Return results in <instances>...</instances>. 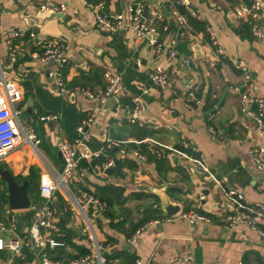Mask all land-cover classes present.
<instances>
[{
  "label": "crops",
  "instance_id": "0c3cea01",
  "mask_svg": "<svg viewBox=\"0 0 264 264\" xmlns=\"http://www.w3.org/2000/svg\"><path fill=\"white\" fill-rule=\"evenodd\" d=\"M43 1L65 3L66 18L48 20L42 27H30L23 14L25 11L26 15L34 14L40 9L38 3L0 0V83L13 80L22 90L23 100L17 104L23 108L21 120L24 113L29 118L36 112L59 115L56 122L38 121L34 125L39 145L54 146L58 162L48 157L52 151L48 147L38 148L39 155L29 144L20 145L0 162L7 165L19 182L29 180L30 168L38 167L39 176L35 178L41 192L44 161L58 171L60 142L64 138L74 139L79 119L88 117L98 107L75 88L102 92L106 71L121 75L122 88L118 103H110L104 110L102 107L96 115V123L90 128V147L102 149L113 139L124 142L127 150L124 158L119 157L115 148L113 156L108 152L115 160L111 175L106 171L100 175L95 169V165L101 166L106 161V156H101L103 160L95 165L93 161L83 160L82 170L69 185L70 195L55 193L53 203L59 210L57 235L65 245L46 247L49 257L61 260L93 253L88 238L91 222L97 241L105 247V256L113 264H136L137 259L143 264H168L172 257L186 254H192L196 264H243L244 258L249 264H259L257 255L264 261V237L257 230L244 223L226 227V216L233 207L220 185L183 156L177 155L176 163L173 155L166 156L170 148L188 144L203 157L223 186L242 191L249 203L264 204V173L255 168L249 153L251 147L264 145V134L258 132L253 118L243 111L240 94L235 89L243 83L241 65H245L252 74L250 95L264 96V6L261 18L254 20L249 14L236 13L237 6L249 5L252 0H186L198 16L191 17L188 27L181 32L163 14L168 9L163 0ZM98 1L103 4L101 9L96 8ZM133 2L147 6L148 17L160 10L165 19L158 25L170 26L168 33L159 34L166 43L160 53L154 52L148 38L137 37L130 28L110 33L98 26V10L127 15V7ZM208 27L213 29L221 53L212 43ZM14 29H35L43 39L65 43L67 95L58 93L55 79L49 75L55 63L49 67L28 54L20 56L16 63L9 60L4 36ZM170 35L178 38V56L174 59H169ZM186 59H190L189 66L185 65ZM159 64L167 67L170 77L164 89L150 85V71ZM191 89L199 102L188 107ZM135 96L139 97L143 126L127 121ZM134 150L142 156L135 155ZM120 161L125 163L118 170ZM1 191L9 196L0 178ZM89 192L107 204L105 211L98 204L86 201L85 194ZM29 194L31 206L42 201V197L31 194L30 187ZM166 202L179 205L180 211L169 217L163 209ZM31 206L16 210V234L28 229ZM8 208L9 203L0 204V215L5 217ZM192 209L209 216L211 222L189 224L181 214ZM61 214L70 219L69 224ZM70 224L78 226L81 235ZM140 224V227L148 225L142 229L138 242L132 244L129 239ZM16 234L8 230L0 232L7 239ZM32 249L25 248L22 257L16 260L42 264L37 251ZM9 258L8 250L0 251V264Z\"/></svg>",
  "mask_w": 264,
  "mask_h": 264
},
{
  "label": "built area",
  "instance_id": "2783aa9c",
  "mask_svg": "<svg viewBox=\"0 0 264 264\" xmlns=\"http://www.w3.org/2000/svg\"><path fill=\"white\" fill-rule=\"evenodd\" d=\"M30 1V0H22ZM40 5L41 9L52 8L57 11H65L66 4H53L44 2L43 0H32ZM171 12L178 27L186 29L191 17H197V12L189 5L186 0H163ZM101 2L96 4V8H102ZM264 0H252L250 5H240L236 7L238 16L249 14L254 20H258L262 16ZM183 7L184 11L180 9ZM164 15L160 10L154 12L152 17L144 16V6L139 2L130 3L127 7V15L123 12L119 13H103L98 10L96 14V22L100 28L110 33H118L125 28H130L139 38H148L149 42L156 54L160 53L165 47L164 39L159 38V34L168 33L170 26L164 23L159 26L158 23L164 20ZM208 33L211 35L212 43L217 46L216 50L221 53L223 50L218 45L214 31L208 27ZM4 40L8 48V57L12 63H16L20 56L28 54L32 58H38L43 63H48L51 60L55 61L54 68L49 75L55 79L58 93L62 96L68 94L69 90L66 85L64 69L68 65V57L65 53V43L59 40L43 39L38 30L30 29L21 31L14 29L5 34ZM178 44L177 36L171 35L168 41L169 59H174L178 56L176 46ZM35 47L36 50L31 48ZM185 65H190V59L185 60ZM243 72V83L235 87L239 92L243 104V111L250 115L258 132L264 134V96L250 95V82L252 74L249 68L241 65ZM106 81L105 88L102 92H95L83 87H76L87 98L97 104V108L84 118L77 126V135L74 139L69 140L64 138L58 150L64 160L63 171L54 170L47 161H44L45 172L41 177V197L42 201L39 204L32 205V215L29 220V226L22 234H16L17 214L16 210L8 208L6 216L0 215V232L10 231L16 234L11 238H4L0 235V251L8 250L11 253V258L6 260L4 264H29L28 261L22 259L17 261V257H22L23 250L30 248L37 251L42 264H113L105 256V247L102 246L94 234L92 223H89L88 238L91 241L93 253L85 254L77 258L70 259H52L45 252V248L51 249L63 247L65 241L58 237V216L59 210L53 203L54 195L57 191L64 192L70 195L69 185L76 176L77 172L82 170V161L87 160L92 162L94 159L106 156V161L101 165H95L96 171L103 175L107 168L115 166V160L109 157V150L117 148L119 157L124 158L127 155L124 142L120 140H109L106 146L99 150H93L90 147L92 134L90 128L96 123V115L100 112L105 103L113 96H118L122 88V77L119 74L106 71L104 73ZM151 86L155 88H166L170 83L168 69L164 64H159L153 67L150 71ZM149 89L145 90L148 93ZM23 100V92L16 81L3 80L0 83V160L8 154L16 150L22 144H29L34 149H38L40 139L38 138L34 125L36 121L43 123L56 122L59 120V115L55 113L38 114L35 113L26 123L20 119V114L23 108L17 107V104ZM134 107L127 121L132 124L143 126L145 122L140 118L139 112L141 109L139 97L132 98ZM199 99L194 89H191L187 97V106L192 107L194 103H198ZM166 156L179 155L183 156L188 162H192L196 167L208 174L221 190L224 191L227 201L232 205L233 210L226 216V227H232L237 223H244L251 228L257 230L264 237V204L249 203L245 200L242 191L234 188L223 186V183L216 178L211 172L207 163L201 155L188 144L183 148H170ZM135 155L142 156L134 150ZM249 153L252 158L253 165L256 169L264 173V145L259 144L250 148ZM88 201L96 203L102 211L107 209V204L101 202L92 192L86 193ZM172 217V216H169ZM181 217L189 224L194 225L197 222H211V218L195 209L183 212ZM155 223L160 220H155ZM148 224L138 228L130 237L129 241L135 244L139 240L140 233ZM136 264H143L140 259L136 260ZM168 264H196L192 254L184 256H174Z\"/></svg>",
  "mask_w": 264,
  "mask_h": 264
},
{
  "label": "water",
  "instance_id": "95a60500",
  "mask_svg": "<svg viewBox=\"0 0 264 264\" xmlns=\"http://www.w3.org/2000/svg\"><path fill=\"white\" fill-rule=\"evenodd\" d=\"M26 12V11H25ZM24 12V19L27 21L28 25L30 27H42L48 20L51 19H65V12L64 11H57L54 10L52 8L49 9H38L34 14H28L26 15V13ZM163 14L168 17L170 19L171 25L172 26H176L177 23L175 22L173 16L171 15V12L166 8L163 10ZM144 16L148 17V7L146 6L144 8ZM171 35L168 38V41L170 39ZM55 61L51 60L48 62V65L50 67V65L54 64ZM118 103V98L116 96L111 97L103 106V110L106 109L108 107V105L110 103ZM29 105L32 108V101L29 100ZM31 108L29 111H31ZM117 149V148H115ZM174 162H178V156L177 155H173L172 156ZM59 161H60V167L58 169L59 172L63 171V167H64V160L63 157L61 155V153H59ZM188 166H190L189 164H187ZM193 171H195V174L198 173V171H196L195 169L192 168ZM106 173L108 174H112V168H108L106 170ZM202 175V173H200ZM0 178L2 179V181L5 184L6 190L9 194L8 196V203H9V207L13 210H26L31 206V202H32V198L29 194V180L28 179H24L22 182H19L18 179L14 176V174L12 173V171L8 168H5L3 166V164H0ZM212 181V180H211ZM86 201H88V199H86ZM164 212L166 215L169 216H174L176 215L179 211H180V206L179 205H175L169 202H166L163 206ZM62 219L69 224L70 223V219L64 215L61 214ZM70 227L72 228V230H74L77 234L81 235V229L74 225V224H70ZM258 256V263L259 264H264L263 259L260 257V255ZM243 264H249L246 259H243Z\"/></svg>",
  "mask_w": 264,
  "mask_h": 264
},
{
  "label": "trees",
  "instance_id": "16d2710c",
  "mask_svg": "<svg viewBox=\"0 0 264 264\" xmlns=\"http://www.w3.org/2000/svg\"><path fill=\"white\" fill-rule=\"evenodd\" d=\"M98 2H99V1H98ZM98 2H97V3H98ZM250 4H251V3H250ZM250 4H249V5H250ZM180 9H181L182 11H184L183 7H180ZM31 49H32V50H36L35 47H32ZM40 113H41V112H40ZM40 113H39V114H40ZM41 114H43V113H41ZM86 117H87V116H86ZM86 117H83L81 120L79 119V123H80L84 118H86ZM78 125H79V124H78ZM76 134H77V132H76ZM142 151L146 152V148H142ZM109 153H110V156H113V155H114V151H113L112 149L109 150ZM168 153H169V151L166 152V154H168ZM103 158H104V157L99 158V159H94L93 162H92V165H95L98 161L103 160ZM124 163H125V162H123V161H120V162L118 163V165H117L118 170L123 166ZM83 164H84V163H83ZM30 170H31V172H30V175L28 176V178H29V182H30V192H31L32 195L37 194V195L41 198V196H40V188H39V184L37 183L36 178H35V175L39 176V169H38V167H36V166H32V167L30 168ZM118 173H119V172H118ZM37 200H39V199H36V201H37ZM7 203H8V195H7L6 192L1 191V192H0V204L3 206V205H6ZM144 223H145V222H144ZM144 223H142V224H144ZM142 224L137 225L134 231H136V229L139 228Z\"/></svg>",
  "mask_w": 264,
  "mask_h": 264
},
{
  "label": "rangeland",
  "instance_id": "374dc122",
  "mask_svg": "<svg viewBox=\"0 0 264 264\" xmlns=\"http://www.w3.org/2000/svg\"><path fill=\"white\" fill-rule=\"evenodd\" d=\"M29 114L28 113H24L23 115H21V118H22V120L24 121V123H26L27 122V119L29 118ZM37 123H38V121H36ZM36 125V124H35ZM36 130V129H35ZM37 133V132H36ZM38 135V134H37ZM39 137V136H38ZM44 147H48V146H46V145H39L38 146V148L39 149H43ZM49 149H51L52 151L50 152V156H48L50 159H52V160H55L56 161V163L58 162V156H57V154H58V152L55 150V147L54 146H52L51 144L49 145V147H48ZM39 149H35V151L37 152V153H39V155L41 154V152H40V150Z\"/></svg>",
  "mask_w": 264,
  "mask_h": 264
},
{
  "label": "flooded vegetation",
  "instance_id": "af4514ba",
  "mask_svg": "<svg viewBox=\"0 0 264 264\" xmlns=\"http://www.w3.org/2000/svg\"><path fill=\"white\" fill-rule=\"evenodd\" d=\"M0 164H3V166H4L5 168H7V165H6L5 163H3V162L1 163V162H0Z\"/></svg>",
  "mask_w": 264,
  "mask_h": 264
}]
</instances>
